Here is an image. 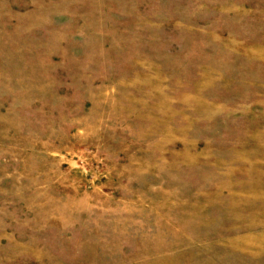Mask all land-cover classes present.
<instances>
[{
  "label": "rangeland",
  "instance_id": "rangeland-1",
  "mask_svg": "<svg viewBox=\"0 0 264 264\" xmlns=\"http://www.w3.org/2000/svg\"><path fill=\"white\" fill-rule=\"evenodd\" d=\"M0 264H264V0H0Z\"/></svg>",
  "mask_w": 264,
  "mask_h": 264
}]
</instances>
